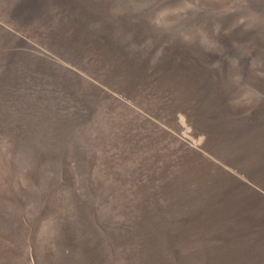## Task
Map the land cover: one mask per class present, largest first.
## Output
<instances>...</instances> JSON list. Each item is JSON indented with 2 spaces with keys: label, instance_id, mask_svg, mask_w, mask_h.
Returning a JSON list of instances; mask_svg holds the SVG:
<instances>
[{
  "label": "rangeland",
  "instance_id": "rangeland-1",
  "mask_svg": "<svg viewBox=\"0 0 264 264\" xmlns=\"http://www.w3.org/2000/svg\"><path fill=\"white\" fill-rule=\"evenodd\" d=\"M263 16L0 0V264H264ZM162 166L152 207L111 183Z\"/></svg>",
  "mask_w": 264,
  "mask_h": 264
},
{
  "label": "trees",
  "instance_id": "trees-1",
  "mask_svg": "<svg viewBox=\"0 0 264 264\" xmlns=\"http://www.w3.org/2000/svg\"><path fill=\"white\" fill-rule=\"evenodd\" d=\"M174 166V165H173ZM176 168V167H173ZM165 168L159 167L156 172H158V178H155L153 176H150V178L137 181L134 183V181H129L127 178H129L128 175H126L123 179L121 177L119 178L117 174H113L114 180L117 183V179L120 180V183L125 179L127 182H133L134 186L131 189H126V193L129 192V197L131 198V202L135 204L142 205L143 207H152L154 206V201L161 202L163 200V195L165 194V186L169 185V181H171L173 178L169 175V171H165ZM170 170V169H169ZM165 177V178H164ZM132 183H130L131 185ZM132 186V185H131ZM175 188V189H174ZM173 189H169L170 196L174 197L173 193L178 195V197H185L189 193H192V188L189 184V182H186L181 184L180 186H176ZM168 190V189H167Z\"/></svg>",
  "mask_w": 264,
  "mask_h": 264
},
{
  "label": "bare ground",
  "instance_id": "bare-ground-1",
  "mask_svg": "<svg viewBox=\"0 0 264 264\" xmlns=\"http://www.w3.org/2000/svg\"><path fill=\"white\" fill-rule=\"evenodd\" d=\"M177 1V0H176ZM172 3V2H171ZM244 12H245V10H244ZM253 12V11H252ZM186 14V13H185ZM251 15V14H250ZM256 15V14H255ZM240 16V15H239ZM259 17V16H258ZM260 17H262V16H260ZM264 17V16H263ZM192 19V18H191ZM206 24V23H205ZM208 24V23H207ZM250 25V24H249ZM194 27V26H193ZM194 29V28H193ZM195 31V30H194ZM251 44V43H250Z\"/></svg>",
  "mask_w": 264,
  "mask_h": 264
}]
</instances>
